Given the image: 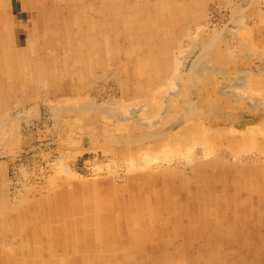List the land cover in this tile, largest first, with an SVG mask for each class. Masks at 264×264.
I'll return each mask as SVG.
<instances>
[{
  "label": "rangeland",
  "instance_id": "obj_1",
  "mask_svg": "<svg viewBox=\"0 0 264 264\" xmlns=\"http://www.w3.org/2000/svg\"><path fill=\"white\" fill-rule=\"evenodd\" d=\"M2 1L3 4L6 1V5L8 4L7 7L10 9L8 13L14 19V36L16 42L19 46L22 45L25 48L26 35L34 26L33 21L37 18V11L29 9L30 0H23L24 2L21 0ZM60 1L62 3L58 4L62 10H64V5L69 4V10H64L59 20L67 28L64 36L67 37L66 40L69 42H65L64 40L61 43L66 49H57L59 43L55 42L57 40L55 36H52L53 39L51 38V40L46 39V36H44L43 40L39 43H35L33 39L32 41L30 40L31 43L34 41V50L28 56L26 64L39 65L31 70L28 75L23 76L21 74L18 77L19 74L12 72V76H9L10 78L15 77L13 79L14 82L12 80L10 81V78H6L3 81L4 87L0 92V192L5 190L8 198H10V201L7 198L8 201L6 202L9 206L7 208L5 207L4 211L0 208V252L5 253L6 257L4 259H6V263L26 264V260L32 262L34 259H39L38 254L35 257L26 254L22 255L23 253L16 250V248L18 245L24 247V249H28L32 245L33 247H39L45 242L44 240L48 238L54 239L53 234L57 232L56 230L59 227H68V221L71 223L70 220L56 219L54 213L53 216H50L46 212L42 214L39 211L41 209L44 210L41 203H44L46 211L49 212L50 210L54 211L56 207L62 205V196L58 192L73 193L69 198H67L68 196L64 197L65 203L66 201H69V203L70 201L72 202L74 191H76L78 195L84 194L85 196L92 197L90 201L92 203L94 202L96 206L101 202L99 200L101 194L102 196L107 195L109 198L111 196L110 199L113 200L120 198L122 202L131 198L130 200L134 199V202L137 201L136 205L145 206L142 208V212L145 214L142 212L139 213L144 220L151 217V214H149L151 210L159 212L163 211V209L168 210L166 206H169L170 209L168 212H171L169 214L176 213L177 221L183 223L184 220L178 217L177 214L180 212L181 207H187L189 205V196L192 185L194 184L192 183L194 180L192 178L195 176L191 175V169L195 166V160L201 159L199 157H202L205 151H207L206 153L210 151L209 161L215 162L216 168L220 169V166L224 164H227L229 167L235 166V169L238 168L240 176L244 177L243 180L239 181L242 183L241 187L246 183L240 192L241 199H244L246 196L250 197L252 200V208L249 211V207L245 205L248 210L245 217L242 209L244 205L240 208L238 205H232L234 200L231 199L232 197H228L223 205L225 208L222 211L223 213L219 211L216 215H213L211 210L213 206H207V208L203 199L199 198L196 199L198 207L194 208L195 211L198 210L196 211L198 215H195L196 217L198 216V219L196 218L195 221L192 219L191 221V218L194 217L190 216L188 218V221L191 222L190 225H197L199 218L202 221L206 218L205 226L209 228L210 224H207V218L210 220L214 218L213 222L226 223L223 224V231L227 227H230L229 224L232 225L231 222L243 220L241 217L243 215L245 218L244 223L247 225V229L245 230L247 234L251 233V226H255L256 221L260 220L263 228L256 234H251V237L254 235V238H251V240L254 239L251 241L252 247L249 246L246 252H241L242 256L245 255L244 257H239L237 254L239 252L234 249V246L230 248L229 245V242H238V239H234L231 235L228 236L227 232L223 235L221 233L220 236H213L209 232L211 230L206 227L201 232V235L194 231V235H188L187 237L185 235L186 230L183 227L186 223H183L182 228L179 230L170 231L169 229L167 231V233L173 234L170 240L174 242L170 241L167 251L165 247L163 249L162 247H158L161 251L163 250L160 254L164 253L166 257L169 254L170 259L167 260H171L169 264H172L175 258L178 259L181 257V251H179L181 247L185 246L190 248L188 245L194 243L196 246H205L204 254L200 258H197L200 264H209L210 261L216 262L215 264H236V262L237 264H264V209L263 205L258 204L261 196H258V185L253 181L255 175H259L258 177L264 175V134L255 131L256 133L253 135L255 139L254 145L247 147L244 149L245 151H240V153L232 154L228 145L226 146V144L220 142V147L218 146L217 149L211 151L205 150V147L207 148L209 144L206 146L204 143V147L202 142L197 141L198 145L195 144V150L193 151L195 154L191 151L195 158L191 153L192 156L188 155L189 152L184 150V146L187 145L186 140L191 139L193 136L189 131L197 127L199 129V135L197 137L199 138L200 133L202 135L201 137H203L208 131L207 128L210 129L212 122L215 123V121L221 124L226 123L230 126H238V120H241L240 123L244 122V125L247 124V126L242 127V130L247 129L245 127L253 124L255 127L256 125L262 127L264 132V0ZM81 2L87 4L84 5L86 6L84 9L78 7ZM196 2H198V5ZM25 7H28V9ZM118 21L121 23L119 30L121 29L123 36H120L121 32H119V35L114 32V36H112L110 29ZM194 21L196 24H194ZM93 26L95 27L91 36L95 34L94 37L98 38V44H94V55L88 57L90 59L94 58L95 62L91 64L87 63L89 60L86 61V66L87 68L89 67L88 70L86 72L84 71L82 75L81 72L77 75V71L74 70L77 59L75 57L85 54V59H87V54L82 49L80 41L84 36L83 33L93 28ZM243 26L244 28L240 29ZM43 31V28L39 29L40 35H44ZM242 31H246L244 32L245 34ZM250 43L252 45H249ZM245 46H249L247 50L246 48L244 49ZM57 51H61L62 53L59 57L56 56L58 54ZM186 52L191 53L186 55ZM143 53H147L149 59L159 58L158 63L162 68L154 79L157 77L155 85L158 83L162 84L160 86L162 87L160 89L162 92L159 89L155 92L153 81L150 82L146 79L152 77L153 80L151 74L145 75L144 71L142 74L139 73L138 76H133V73L137 69L140 71V66L137 65L136 60L142 57ZM184 55L186 56L184 57ZM140 62L143 61L140 60ZM70 66H73L70 75L66 71L61 72ZM168 66L170 68H167ZM55 69H58V72H55ZM172 75L174 77H171ZM4 78L5 76L0 77V79ZM190 79L192 82H189ZM21 80L24 81L21 82ZM167 82L169 85H167ZM176 83H179L178 86ZM170 90H173L172 92L175 93H168L171 92ZM216 90L220 92H216ZM165 95L168 96L165 98ZM154 99L156 102H154ZM90 100L94 103L91 102V104ZM189 104H191V107ZM163 107H165V111ZM111 109L118 111H110ZM144 109L147 110L145 111ZM4 112L6 113L4 114ZM114 114L120 117L117 115L116 117ZM183 116L186 120H184ZM147 121L150 122L148 123ZM181 132L184 133L181 134ZM188 135H190L189 138L186 137ZM175 143L180 147L181 151L183 150V152L185 151L187 153V155H184L182 152V155H184L182 161L180 160L182 155L179 152L175 153L174 147H177ZM202 146L203 149L201 148ZM141 150H146L145 156L147 157L148 154L150 157L151 161H146L148 157L146 158L143 155L146 158L144 160L150 163L149 165L145 164V161L142 160L143 157L141 154L145 152ZM202 150L203 153L198 155ZM179 155L180 159H178ZM156 156L159 158H156ZM188 156H190L189 159H187ZM197 156L199 157L197 158ZM153 157L157 160L155 161ZM131 161L134 162H132L134 167L131 166L132 164H128ZM143 163L144 165H142ZM126 166L130 167L132 171H129L130 169ZM138 166L143 172L138 170ZM144 166L148 169H144ZM108 170L110 172L106 173ZM149 171L161 172L163 176H168L169 173L171 177L173 175L172 179L176 181L173 183L174 186L183 188L181 195L176 196L174 194L175 192H171L170 195L159 196L166 203V206L160 205L161 201L158 198L160 191L157 190V183H149L147 184L148 190H143L145 180L140 177H143ZM249 171L256 172L257 174L252 175ZM143 173L144 175L140 176ZM218 175H221L219 171ZM218 175L214 177L217 178L219 177ZM131 176H138V179L136 178L137 182L136 180L132 182ZM160 184L163 187L166 186L163 182ZM78 185H82V190ZM110 186L111 188H109ZM168 189L170 191L173 190L170 187ZM245 190L247 191L245 192ZM73 202L72 207H74ZM110 203L109 209H107H113L115 211L114 214L117 215L118 201H111ZM12 204L13 206H11ZM26 206L28 207L26 208ZM256 207L260 209V213L255 211ZM32 208L37 212L36 217L33 220L30 219V221L34 222L27 220L28 223L26 226L29 224L28 228L31 230H35L37 227L38 231H41L39 227L44 225L43 229L45 233H48V236L44 240L42 239L43 241L37 236L32 239H25L17 226L18 219L25 217L23 214L27 213L32 217ZM158 208H161V210L158 211ZM230 208L232 209L231 211H229ZM252 209L254 211L251 214ZM91 210L92 212L85 210L84 214L86 213L88 216L94 213L95 216L99 215L98 207L96 209L91 208ZM231 212L233 215L230 214ZM133 215L139 218L138 213L133 214L131 211L129 213L130 218L134 217ZM219 215L222 217L220 218ZM136 216L133 219H136ZM80 217L82 219L83 214L78 218L82 227L85 228L92 225L91 223L93 221L80 220ZM3 221H6L5 227L2 226ZM24 221L22 224H24ZM133 222L131 223L133 224ZM129 227L132 226L129 224ZM211 228L213 229V227ZM208 232L209 234H207ZM83 234L84 232H82V236L80 237L72 236L74 237V243L78 242L84 245V241L87 238ZM124 235L122 238L123 242H128L129 244L128 239L130 236L127 233H124ZM164 235H160L161 237L158 236V238L162 239ZM116 241L114 242L113 248L119 250L122 254L132 253L136 248L138 250L140 249L136 247L138 245H134L133 248L130 245H120L121 243L117 245ZM215 242L217 245L211 247V249L216 246L217 249H214L215 253H211V249H207L210 247L208 245L214 244ZM128 248L130 250H127ZM147 248L148 250L151 249L149 247ZM169 252L171 254L173 253L172 258ZM187 252H189V249ZM96 254L99 257L101 253L94 252L92 254L94 259H98ZM216 255L218 260H213ZM74 257L76 258L75 254ZM51 259L52 257L50 256L47 262L49 264H55L54 261H50ZM138 259H141L140 255H138ZM189 260L190 264H199V261L194 256H189Z\"/></svg>",
  "mask_w": 264,
  "mask_h": 264
},
{
  "label": "bare ground",
  "instance_id": "obj_2",
  "mask_svg": "<svg viewBox=\"0 0 264 264\" xmlns=\"http://www.w3.org/2000/svg\"><path fill=\"white\" fill-rule=\"evenodd\" d=\"M9 1V0H8ZM7 1V2H8ZM20 1V0H19ZM23 1V0H21ZM31 3L29 2L30 4V10H34V11H37V18L36 20H34V26L33 28L27 33V40L25 39V44H26V47L24 48L22 45L19 46L16 42V39H15V29H14V19L9 15L8 13V10H10L7 5H6V1L4 2L3 4V1L0 0V77H3L5 76L4 79H0V92L2 90V88L4 87V84H3V81L7 78H10L9 75L12 76L13 73H16V74H19V76H21V74L24 75H28L29 72H31V70H33L36 66H38L39 64H26V61H27V58L29 55L32 54V51L34 50V41L35 43H39L43 40V37L46 36V39H49L51 40L52 36H55L57 37V40L55 42H58L59 43V47L57 49H66L65 46H63L61 43L65 40V42H69L67 39L66 36H64L66 34V31H67V28L64 27L61 22L59 21L60 20V16L63 14L64 10H69V4H66L63 6V9L62 10L61 8H59V4L62 3L60 0H30ZM109 1V0H107ZM117 1V0H116ZM139 1V0H138ZM24 2V1H23ZM28 2V1H27ZM181 2V1H180ZM201 2V1H200ZM59 3V4H58ZM77 3V2H76ZM138 3V2H137ZM135 3V4H137ZM197 5H198V2H196ZM202 3V2H201ZM26 4V3H25ZM175 4V3H174ZM183 4V3H182ZM84 5H87V4H84V3H79V8L80 9H84ZM138 5V4H137ZM178 5V4H177ZM184 6V5H183ZM175 7V6H174ZM198 7V6H197ZM26 8V7H25ZM177 8V7H176ZM28 9V7L26 8ZM145 9V8H144ZM152 9V8H151ZM188 9V8H187ZM119 10V8H118ZM147 10V8H146ZM178 10V9H176ZM189 10V9H188ZM120 11V10H119ZM21 12V10H20ZM102 12V11H101ZM122 12V11H121ZM181 12V11H180ZM144 13V12H143ZM175 13V12H174ZM110 14V13H109ZM187 14V13H186ZM21 15V14H20ZM83 16V15H82ZM140 16V15H139ZM188 16V15H187ZM195 17V16H194ZM179 18V17H178ZM187 19V18H186ZM197 19V18H196ZM22 20V19H21ZM58 20V21H57ZM179 20V19H178ZM68 22V20H67ZM101 22V21H100ZM197 22V21H196ZM22 23V22H21ZM19 23V24H21ZM111 23V22H110ZM186 23V22H185ZM192 23V22H191ZM190 23V24H191ZM67 24V23H66ZM182 24V23H181ZM193 24V23H192ZM194 24L195 21H194ZM109 25V24H108ZM111 25V24H110ZM121 23L118 21L117 23H115V25L112 27L111 30V34L112 36L113 33L115 32L116 34L119 35V32H121V35L120 36H123L122 35V31L121 29L119 30V27H120ZM178 25V24H177ZM191 26V25H189ZM18 27V25H17ZM30 27V26H29ZM95 26H93V28L85 31L83 33V37H82V40L80 41L81 42V45H82V49L84 50V52L87 54V59H85V54H82V55H78L76 56L75 58L76 59V68H74L75 71H77V75H79V73L81 72V75L84 74V71L86 72L88 70L87 68V64H86V61L89 60V62L87 63H91L93 64L95 62V59L92 58L90 59L88 56H91V55H94L93 52H95L94 50V44H98V38L97 37H94V35L91 36L92 32H93V29H94ZM109 27V26H108ZM40 28H43L44 31V35H40V32H39V29ZM58 28V29H57ZM90 28V27H88ZM106 28V27H105ZM110 28V27H109ZM244 26L240 29H243ZM82 29V28H80ZM109 30V31H110ZM178 30V29H177ZM140 31V29H139ZM246 31H242V33H244ZM177 33V31H176ZM181 33V31H180ZM139 34V33H138ZM178 34V33H177ZM245 34V33H244ZM143 35V34H142ZM77 36V35H76ZM106 36V34H105ZM168 37V36H167ZM261 38V37H260ZM263 38V36H262ZM32 39L34 40L32 43L30 42V40L32 41ZM53 39V38H52ZM107 39V38H106ZM105 39V41H106ZM115 39V38H114ZM117 39V38H116ZM164 40V39H163ZM104 41V43H105ZM251 41V40H250ZM51 42H54V41H51ZM145 42V40H144ZM167 42V41H166ZM263 42V41H262ZM146 43V42H145ZM107 45V44H106ZM249 45H252V43H250ZM254 45V44H253ZM105 46V45H104ZM257 46V45H256ZM255 46V47H256ZM259 46V45H258ZM106 47V46H105ZM247 47L249 46H245L244 49L246 48V50L248 49ZM108 48V47H107ZM257 48V47H256ZM253 49V48H252ZM192 50V49H191ZM58 54H56L57 57H59L62 53L61 51H57ZM78 53V52H77ZM187 53V52H186ZM188 53H191V52H188ZM188 53L186 55H188ZM220 53V52H219ZM218 53V55H219ZM249 53V52H248ZM247 53V54H248ZM222 54V53H221ZM261 54V53H260ZM105 55V54H104ZM181 55V54H180ZM184 55V57L186 56ZM251 55V54H250ZM253 55V54H252ZM48 56V55H47ZM182 56V55H181ZM221 56V55H219ZM82 59H81V58ZM148 54L147 53H143L142 54V57L140 58H135L136 60V63L139 67V70L137 69V71H135L133 73V76H138V74H142L144 71H145V75H148V74H151V76H153V80H152V77L151 78H146L148 81L152 82L153 81V84L155 85V80L156 78L154 79L155 76L158 75V72L159 70H161L162 66L158 63L159 61V58H156V59H152V58H148ZM251 57V56H250ZM144 58V59H142ZM154 58V57H153ZM180 58V57H178ZM174 59V58H173ZM91 60V61H90ZM101 60V59H100ZM143 61V62H140ZM184 60V59H182ZM172 61V60H171ZM177 61V60H176ZM181 62V60H179ZM183 62V61H182ZM172 63V62H171ZM97 65V64H96ZM159 65V67H157ZM175 65V64H174ZM180 65V64H179ZM90 66V65H88ZM178 66V65H177ZM98 67V65H97ZM120 67V66H119ZM175 67V66H174ZM64 68V67H63ZM87 68V69H86ZM96 68V67H95ZM99 68V67H98ZM167 68H170L169 66ZM264 69V68H263ZM42 71H44L43 68H41ZM56 71L55 72H58V69H55ZM73 70V66H70L64 70H60L62 73L64 71H66L69 75L71 74V71ZM90 70V69H89ZM36 71V70H34ZM33 71V73H35ZM157 71V72H156ZM174 71V70H173ZM13 72V73H12ZM262 72V71H261ZM15 74V75H16ZM86 74V73H85ZM178 74V73H177ZM222 74H224L222 72ZM33 75V74H32ZM71 77V76H70ZM171 77H174L173 75ZM170 77V78H171ZM15 77L13 78H10V81L14 79ZM26 78V77H25ZM166 78V77H165ZM195 78V77H194ZM197 78V77H196ZM55 79V78H54ZM56 79H57V74H56ZM145 79V78H144ZM174 79V78H173ZM192 79V78H191ZM191 79L189 80V82L191 81ZM19 80V79H18ZM161 80V79H160ZM167 80V79H166ZM169 80V79H168ZM24 81V80H21V82ZM86 81V80H85ZM164 81V80H163ZM8 82V81H7ZM84 82V81H82ZM179 82V81H178ZM188 82V83H189ZM192 82V81H191ZM164 83V82H163ZM35 84V83H34ZM84 84V83H83ZM175 84V82H174ZM177 86L179 83H176ZM192 85V83H190ZM189 84V85H190ZM123 85V84H122ZM128 85V84H127ZM167 85H169V83L167 82ZM171 85V84H170ZM190 85V86H191ZM6 86V85H5ZM54 86V85H53ZM161 83H158L154 86V90L156 92L157 89H161L162 87ZM166 87V85H164ZM176 86V87H177ZM13 87V86H12ZM151 87V86H150ZM160 87V88H159ZM173 87V86H172ZM164 88V87H163ZM167 88V87H166ZM175 88V87H174ZM180 88V87H179ZM192 88V87H191ZM218 88V87H217ZM7 89H10V88H7ZM12 89V88H11ZM131 89V88H130ZM147 90V88H146ZM184 90V89H183ZM220 90V89H219ZM217 91L216 92H220V91ZM132 91V90H131ZM149 91V90H148ZM158 91V90H157ZM161 91V90H160ZM171 91V90H170ZM173 91V90H172ZM168 92L170 94H174L175 92ZM176 91V90H174ZM8 92V90H7ZM121 92V90H120ZM162 92V91H161ZM178 92V91H176ZM150 93V91H149ZM154 93V91H153ZM159 93V92H158ZM186 93V92H185ZM192 93V92H191ZM223 93V92H222ZM169 94V95H170ZM190 94V93H189ZM218 94V93H217ZM135 95V94H133ZM138 95V94H137ZM140 95V94H139ZM146 95V94H145ZM222 95V94H220ZM136 96V95H135ZM148 96V95H146ZM168 95H165V98L167 97ZM186 96H188L186 94ZM209 96H211L209 94ZM139 97V96H138ZM151 97V96H150ZM153 97V96H152ZM143 98V97H142ZM148 98V97H147ZM150 99V98H149ZM152 99V98H151ZM162 99V98H161ZM186 99V98H185ZM188 99V98H187ZM85 100V99H84ZM95 100V98H94ZM121 100V99H120ZM155 100V99H154ZM164 100V99H163ZM162 100V101H163ZM137 101V99H136ZM191 101V100H190ZM216 101V100H215ZM86 102V101H85ZM92 101L90 100V103ZM96 102V101H95ZM156 102V100L154 101ZM160 102V101H159ZM217 102V101H216ZM222 102V101H221ZM3 103V102H2ZM89 104V102H87ZM94 103V102H92ZM91 103V104H92ZM97 103V102H96ZM165 103V102H164ZM98 104V103H97ZM142 104V103H141ZM163 104V103H162ZM226 104V102H225ZM83 105V104H82ZM140 105V104H139ZM145 105V104H144ZM191 104H189L190 106ZM223 105V104H222ZM79 106V105H78ZM88 106V105H86ZM224 106V105H223ZM229 106V105H228ZM109 107V106H108ZM113 107V106H112ZM115 107V106H114ZM155 107V106H154ZM191 107V106H190ZM194 107V106H193ZM263 107V106H262ZM111 108V107H110ZM152 108V106H151ZM164 111H165V107H163ZM173 108V107H172ZM261 108V107H260ZM122 109V108H121ZM150 109V108H149ZM190 109V108H189ZM189 109H188V112H189ZM192 109V108H191ZM95 110V109H94ZM97 110V109H96ZM114 109H111L110 111H113ZM145 110V109H144ZM147 110V109H146ZM145 110V111H146ZM152 110V109H150ZM193 110V109H192ZM114 111H118V110H114ZM121 111V110H120ZM154 111V109H153ZM160 111V110H159ZM163 111V112H164ZM162 112V111H161ZM6 112H4L5 114ZM8 113V111H7ZM165 113V112H164ZM224 113V112H223ZM242 113V112H241ZM113 114V113H112ZM174 114V113H173ZM185 114V113H184ZM247 114V113H246ZM115 115V114H114ZM117 115V114H116ZM115 115V116H116ZM123 115V114H122ZM162 115V114H161ZM177 115V114H176ZM233 115V114H232ZM242 115V114H241ZM248 115V114H247ZM118 116V115H117ZM116 116V117H117ZM156 116V115H155ZM224 116V115H223ZM226 116V115H225ZM120 117V116H118ZM137 117V116H135ZM192 117V116H191ZM243 117V116H242ZM122 118V117H121ZM123 118H124V115H123ZM126 118V117H125ZM152 118V117H151ZM161 118V117H160ZM184 120L185 117L183 116ZM224 118V117H223ZM181 119V118H179ZM212 119V118H211ZM120 120H123V119H120ZM219 120V119H218ZM238 120V119H237ZM139 121V120H138ZM142 121V120H141ZM152 121V120H151ZM158 121V120H157ZM178 121V120H176ZM209 121V120H208ZM213 121V120H212ZM239 121V124L238 126H230L226 123H217L215 121L212 122L211 124V128H207L208 131L206 133V135H204L203 137H201V133H200V136L199 138L197 137L199 135V129L194 128L193 130L189 131V133H191L193 136L191 139H188L186 140L187 142V145L184 146V150L189 152L188 155H193V151L195 150L194 146L195 144L198 145L197 141L199 142H202L203 145L204 143L206 144H209L208 145V149L205 147V150H211V151H214L215 149L218 148V146L220 145V143H223V144H226V146L228 145V148H230V151L232 154L234 153H240L243 152L244 149H246L247 147H250L252 145H254V133H256L255 131L257 132H261L264 134L263 130H262V127H259L256 125V127L252 124L248 127H245L247 129L245 130H242V127L243 126H247L244 125L245 123H240L241 120H238ZM148 122V121H147ZM150 122V121H149ZM148 122V123H149ZM167 122V121H166ZM211 122V121H210ZM225 122V120H224ZM153 123V122H152ZM151 123V124H152ZM157 123V122H156ZM159 123V122H158ZM232 123V122H231ZM252 123V122H251ZM143 124V122H142ZM160 124V123H159ZM158 124V125H159ZM168 124V122H167ZM166 124V125H167ZM172 124V123H171ZM193 124V123H192ZM141 125V124H140ZM163 125V124H162ZM203 125V124H202ZM190 126V124H189ZM204 126V125H203ZM222 126V128H221ZM126 127V126H125ZM142 127V125H141ZM146 127V126H145ZM148 127V126H147ZM163 127V126H161ZM202 127V126H201ZM209 127V126H208ZM259 127V128H258ZM191 128H192V125H191ZM183 129V128H182ZM188 129V128H187ZM207 129H204V130H207ZM170 130V129H169ZM203 130V129H202ZM201 130V131H202ZM139 131V130H138ZM144 131V130H143ZM172 131V130H171ZM200 131V132H201ZM173 132V131H172ZM206 132V131H205ZM163 133V132H162ZM184 133V132H183ZM181 132V134H183ZM260 133V135H261ZM154 134V133H153ZM179 134V133H178ZM151 135V134H150ZM157 135V134H156ZM160 135V134H159ZM164 135V133H163ZM178 136V135H177ZM190 135L186 136L187 138H189ZM262 136V135H261ZM264 136V135H263ZM145 137V136H144ZM153 137V136H152ZM163 137V136H162ZM179 137V136H178ZM138 138V137H137ZM147 138V137H146ZM176 138V137H175ZM155 139V138H154ZM152 139V140H154ZM167 139V137H166ZM173 139V138H172ZM180 139V138H179ZM181 139H182V136H181ZM184 139V138H183ZM260 139V138H259ZM127 140V139H126ZM142 140V139H141ZM144 140V139H143ZM151 140V141H152ZM176 140V139H175ZM150 141V140H148ZM137 142V141H135ZM176 142V141H175ZM182 142V141H181ZM180 142V143H181ZM220 142V143H219ZM263 142V141H262ZM132 143V142H131ZM185 143V142H184ZM134 144H137V143H134ZM150 144V142H149ZM152 144V143H151ZM172 144V142H171ZM174 144V143H173ZM176 144V143H175ZM222 144V145H223ZM256 144V143H255ZM177 145V144H176ZM166 146V145H165ZM138 147V146H137ZM151 147V146H150ZM155 147V146H154ZM153 147V148H154ZM220 147V146H219ZM255 147V146H254ZM149 148V147H148ZM203 149V146L201 147ZM201 148H200V151H201ZM166 149V148H165ZM193 149V150H192ZM198 149V148H196ZM258 149V148H257ZM264 149V148H263ZM147 150V149H146ZM145 150V151H146ZM174 150H175V153L176 152H179L181 155H182V152L183 150L181 151L180 147H174ZM136 151H139V150H136ZM142 152L144 150H141ZM144 151V152H145ZM156 151V150H155ZM183 152V154L187 155L186 152ZM193 153H192V152ZM245 151V150H244ZM141 152V153H142ZM148 152V151H147ZM157 152V151H156ZM196 152V151H195ZM207 151H205L206 153ZM210 152V151H209ZM203 153V150L201 153L197 154L200 155L203 153L202 157H199L197 156V158H201V159H197L195 160V166L191 169V175H195L193 176L194 179L192 181V183H194L192 185V190L190 192V201H188V206L187 207H181L180 209V212L177 214L178 217H181L184 222L183 223H186L185 225H183V223H179L177 221V217L175 216L176 213L174 214H169L171 212H168V210L170 209L169 206H166L165 202L163 200L160 199L159 196H163V195H170V193H174L177 195H181V193L183 192V188L182 187H178L177 186H174L173 183H175L176 181L174 179H172V177L170 176V173L169 175H165L163 176V174L160 173H156L153 172V171H149V173H144L140 176H143V177H140V178H143L145 181H144V184L145 185L143 187V190H148V185L149 183H157V190H159V194H158V198L159 200L161 201L160 202V205H163V206H166L168 210H165L163 209V211H159L161 210V208H158V211L157 212L156 210H151V217H149L147 220H144V218L142 217V215H139V213L142 212V206H138L136 205L137 204V201L134 202V199L130 200L131 198H129V200L127 201H123L120 200V198H117L118 200H113V199H110L109 196H105L101 194V199L99 198V200L101 201L100 203H98V206H96V204L92 201H90V196H85L84 194H81V195H78L76 191H74V198L72 197V202L74 203V207H72V202L69 201L66 203L64 202V197L65 196H68L67 198L71 197L73 195V193H61V192H58L60 194V196H62V202L60 206L56 207L54 209V211L50 210L49 211H46V208L44 206V203H41V206L44 210H39L42 214H45V212L50 215V216H53V213L56 217V219L58 220H70L71 223H69L68 221V227L65 226V227H59L58 230H56L57 232H55V234H53L54 236V239L52 238H48L47 240H44V238H46L48 236V233H45L44 231V225L41 227H39L41 229V231H38V228L36 227V229H30L28 228L29 224L26 226V224L28 223L27 220L30 221V219L33 220L34 217H36V210L34 208L31 209L32 211V217H30L29 214H23L25 217H22V218H19L18 219V227H19V230L21 231L22 235L24 236L25 239H32L33 237L37 236L38 238H40L41 240L43 239L45 242H43V244L41 246H35L33 247L30 246V248L28 249H24V247H21L18 245V247L16 248V250H18L19 252H22L26 255H32L35 257V255L37 256V254L39 255V259H34L32 262L30 260H26V264H49L47 261L49 259V257L51 256L52 259L50 261H54L55 264H59V263H66V264H169V260L167 259H170V256L168 254V256L166 257L164 253H161V248L162 249L165 247L166 251L168 250L167 247H169L170 245V241H173V240H170L171 236H173V234L171 235L170 233H167V231L170 229L171 230H179L180 228H182V225L184 227V230H186V233L185 235L188 237V235H194L195 232H198L199 235H201V232L207 227L205 226L206 224V218L204 221H202V219L199 218L198 220V223L197 225H190V221H188V218L190 216L194 217V218H191V221L192 219L195 221V219L197 218L198 219V216L196 217L195 215H198L196 213V211L198 210H194V208L198 207V204H197V200L196 199H199V198H202L203 199V202L205 204V206H213L211 208L212 212H213V215H216L217 212L219 211H224L225 208L223 207L224 205V202L226 201V199L228 197H232L231 199L234 200V202L232 203V205H238L239 208L242 207V205H244L242 207L243 211H244V216L246 217V214L248 213V210H247V206L249 207V211H250V208H252L251 204H252V200L250 197L246 196L244 197V199H241L242 196H241V189H243L246 185V183H244L245 185L241 187V184L239 181L243 180L244 177L243 176H240V173L238 171V168L235 169V166H228L227 164H224L222 166H220L221 168L218 169L216 168L217 166L215 165V162L213 161H209V156L211 155V153ZM219 152V151H217ZM169 153V152H168ZM191 153V154H190ZM215 153V152H214ZM229 153V152H228ZM245 153V152H244ZM170 154V153H169ZM174 154V152H173ZM195 154V153H194ZM196 154V155H197ZM259 154V153H258ZM146 155V152L141 154V156L143 157L142 160L145 161L144 159H146L148 157V159L146 161H151L150 160V157L148 156L147 154V157L145 158L144 156ZM160 155V154H159ZM182 155V158L180 159V155H179V158L181 161L183 159V156ZM191 155V156H192ZM224 155V154H223ZM226 155V154H225ZM239 155V154H238ZM255 155V154H254ZM261 155V154H260ZM116 156V155H115ZM132 156V155H131ZM154 156V155H153ZM166 156V155H165ZM194 156V155H193ZM220 156V155H219ZM264 156V155H263ZM133 157V156H132ZM152 157V156H151ZM155 157V156H154ZM153 157V158H154ZM190 156H188L187 159H189ZM214 157V156H212ZM217 157V156H216ZM257 157V156H256ZM117 158V157H116ZM122 158V157H120ZM136 158V157H135ZM156 158H159L156 156ZM173 158V157H172ZM195 158V156H194ZM202 158H204V160H202ZM233 158V157H232ZM231 158V159H232ZM239 158V157H238ZM244 158V157H243ZM252 158V156H251ZM250 158V159H251ZM185 159V157H184ZM236 159V158H235ZM254 159V158H253ZM257 159V158H256ZM124 160V159H123ZM133 160V159H132ZM154 160L156 161L157 159L154 158ZM153 160V161H154ZM159 160V159H158ZM186 160V159H185ZM191 160V159H190ZM194 160V159H192ZM247 160V159H246ZM113 161V160H112ZM144 162L145 164H150L148 162ZM250 161H253V160H250ZM256 161V160H255ZM114 162V161H113ZM120 162V161H119ZM133 161H131V163L128 162L129 165H131L132 167H134ZM186 162V161H185ZM226 162V160H225ZM111 163V162H110ZM122 163V162H121ZM144 163L142 165H144ZM189 163V162H188ZM190 163H192L190 161ZM227 163V162H226ZM232 163V161H231ZM119 164V163H118ZM126 164V163H125ZM137 164V163H135ZM152 164V162H151ZM159 164V163H158ZM187 164V163H186ZM244 164V163H243ZM246 164V163H245ZM248 164V163H247ZM122 165V164H121ZM160 165V164H159ZM164 165V164H162ZM140 166V165H139ZM138 166V170L142 171V169H140V167ZM146 166V165H145ZM144 166V169L147 168ZM184 166V165H183ZM254 166V165H253ZM127 168L130 169V167L126 166ZM131 167V168H132ZM149 167V166H148ZM158 167V166H157ZM169 167V166H168ZM256 167V166H255ZM136 168V167H135ZM135 168H133V170H135ZM143 168V167H142ZM174 168V167H173ZM229 168V169H228ZM143 169V170H144ZM148 169V168H147ZM153 169V168H152ZM162 169V168H161ZM160 169V170H161ZM224 169V170H223ZM245 169V167H244ZM107 170V169H106ZM221 173V175L219 176L218 175V171ZM221 170V171H220ZM126 171V169H125ZM128 171V169H127ZM129 171H132L131 169ZM137 172V170H135ZM148 171V170H147ZM110 171L108 170V172L106 173H109ZM143 172V171H142ZM169 172V170H168ZM245 172V171H244ZM129 173V172H128ZM187 173V172H186ZM189 173V172H188ZM247 173V172H246ZM250 174L254 175V174H257L256 172H250ZM126 174V173H125ZM171 174H173L171 172ZM121 175V174H120ZM178 175V174H177ZM176 175V177H177ZM182 175V174H181ZM190 175V174H189ZM218 175L219 177H214ZM187 176V175H186ZM191 176V177H192ZM259 175H255L254 176V180L257 185H258V196L260 197L261 196V199L259 201L258 204L260 205H263V209H264V175H261L260 177H258ZM138 176H131V181L133 182L134 180H136ZM189 177V176H188ZM107 178V177H106ZM127 178V177H126ZM248 178V177H247ZM116 179V178H115ZM124 179V178H123ZM138 179V178H137ZM119 180V179H118ZM247 180V179H246ZM129 181V180H128ZM175 181V182H174ZM190 181V179H189ZM123 182V181H122ZM137 182V180H136ZM134 182V183H136ZM161 182L165 183V187H163L162 184H160ZM106 183V182H105ZM126 183V182H125ZM128 183V182H127ZM130 183V181H129ZM255 183V184H256ZM8 185V183H7ZM115 185V184H114ZM124 185V183H123ZM156 185V184H155ZM1 186V185H0ZM4 186V185H3ZM81 190H82V185H78ZM130 186V185H129ZM5 187V186H4ZM102 187V186H101ZM151 187V186H150ZM173 188V190L170 191V189L168 188ZM188 187V186H187ZM191 187V186H190ZM234 187V188H232ZM238 187V188H236ZM78 188V187H77ZM103 188V187H102ZM111 188V186L109 187ZM114 188V187H112ZM119 188V187H118ZM124 188V187H123ZM108 190V188H106ZM121 189V188H120ZM136 189V188H135ZM134 189V191H135ZM186 189V187H185ZM188 189V188H187ZM87 190V188H86ZM90 190V189H89ZM115 190V189H114ZM117 190V189H116ZM156 190V191H157ZM109 191V190H108ZM247 190H245L246 192ZM88 192V191H87ZM86 192V193H87ZM99 192V191H98ZM121 192V191H120ZM125 192V191H124ZM127 192V191H126ZM131 192V191H130ZM129 192V193H130ZM149 192V191H148ZM242 192L244 193V191L242 190ZM10 193V192H9ZM81 193V192H80ZM83 193V192H82ZM85 193V194H86ZM100 193H104V192H100ZM99 193V194H100ZM110 193V192H109ZM151 193V192H150ZM149 193V194H150ZM242 193V195H243ZM11 194V193H10ZM106 194V192H105ZM122 194V193H121ZM138 194V193H137ZM147 194V193H145ZM161 194V195H160ZM184 194V193H183ZM248 194V193H247ZM84 195V196H83ZM124 195V194H123ZM132 195V194H130ZM188 195V194H187ZM10 196V195H9ZM100 196V195H99ZM127 196V195H126ZM133 196V195H132ZM151 196V195H150ZM157 196V195H156ZM175 196V197H176ZM11 197V196H10ZM135 197V195H134ZM174 197V196H173ZM8 198V194H6L5 190H3L2 192H0V208L5 209V207L7 208V206H9L8 204H6V202L8 201L7 200ZM9 201H10V198H8ZM47 199V198H46ZM98 199V198H97ZM151 199V198H150ZM58 200V199H57ZM146 200V199H145ZM14 201V200H13ZM17 201V200H16ZM53 201H56V200H53ZM94 201V200H93ZM115 202V201H118V207H117V215H115V211H113V209H109V204H111L110 202ZM129 201V203H128ZM154 201V200H153ZM187 201V200H186ZM22 202V201H21ZM58 202V201H57ZM64 202V204H63ZM145 202V201H144ZM10 203V202H9ZM15 203V202H14ZM55 204V203H54ZM66 204V206H65ZM142 204V203H141ZM145 204V203H144ZM149 204V203H147ZM170 205V203H168ZM187 204V203H186ZM129 205V206H128ZM231 205V203H230ZM231 205V207H232ZM247 205V206H245ZM13 206V204L11 205ZM55 206V205H54ZM154 206V205H153ZM28 206H26L27 208ZM98 207V210H99V215L98 216H95V213L94 214H90L89 216L85 213L84 214V211H90L92 212L91 208H97ZM148 207V206H147ZM160 207V206H159ZM193 207V208H192ZM204 207V208H206ZM9 208V207H8ZM11 208V207H10ZM108 208V209H107ZM208 208V207H207ZM24 209V208H23ZM22 209V210H23ZM241 209V210H242ZM19 210V209H17ZM94 210V209H93ZM232 209L230 208L229 211H231ZM240 210V212L242 213V211ZM20 211V210H19ZM132 211L133 214L135 213H138V217L136 215H133L134 217L136 216V219H133L134 217H131L129 216V213ZM246 211V212H245ZM253 209L252 211L250 212L251 214L253 213ZM256 212H261L259 208L256 207ZM8 212V211H7ZM18 212V211H17ZM233 212V211H232ZM232 212L230 213L231 215ZM5 213V212H4ZM29 213V212H28ZM143 213V212H142ZM148 213V212H147ZM154 213V214H152ZM223 213V212H222ZM221 213V215H222ZM249 213V214H250ZM21 214V213H20ZM46 214V215H47ZM83 214V217L81 219L80 217V220H89L90 222L93 221V223H91L92 225L89 227H82L80 225V221H79V216ZM114 214V215H113ZM145 214V213H143ZM210 214V213H209ZM225 215H226V211H225ZM20 216V215H19ZM22 216V215H21ZM220 216V215H219ZM257 216V215H256ZM176 217V218H175ZM201 217V216H200ZM222 216H220L221 218ZM243 218V220H238L236 222H231L232 225L229 224V228L227 227L226 229H224L222 231V227H223V224H226V223H223V222H213L214 221V218H212V220L208 219L207 218V224L209 225V232H211L210 234H213V236H220L221 233L222 235L223 234H226L225 232H227L228 236L231 235L234 239H238V242H235V241H231L229 242V245H230V248L232 246H234V249L237 250L239 253L238 256L239 257H244L245 255L242 256V253L243 251H247V248L249 249V246L252 247V244H251V241H253L254 239L251 240V238H254L253 236L251 237V234L252 233H257L259 232L260 230H262V222L259 220V221H256V223L254 224L255 226H251V233L247 234L245 232V230L247 229V225L244 223L245 222V218L243 217V215L241 216ZM1 218V217H0ZM180 218V219H181ZM219 218V217H218ZM253 218V217H252ZM257 218V217H256ZM263 218V216H262ZM261 218V219H262ZM24 219H26V221H24ZM133 219V220H131ZM179 219V220H180ZM230 219V218H229ZM227 219V220H229ZM51 220V219H50ZM248 220V219H246ZM257 220V219H256ZM24 221V224H22ZM83 221V222H84ZM132 221L133 224L131 223ZM223 221V220H222ZM26 222V223H25ZM30 222H34V221H30ZM147 223V225H145ZM249 223V222H248ZM247 223V224H248ZM87 224L89 225V222L87 221ZM129 224L132 226V227H129ZM227 224V226H228ZM251 224V223H250ZM54 225V224H53ZM249 225V224H248ZM2 226H6V221H3V225ZM52 226V225H51ZM62 226V225H60ZM64 226V225H63ZM127 227V229H125ZM213 227V229L211 228ZM1 229V228H0ZM43 230V231H42ZM55 230V229H54ZM50 231V230H49ZM195 231V232H194ZM207 231V230H206ZM82 232H84L83 235H85V237L87 238V240L84 241V245L81 244V243H78V242H75L74 243V237L76 236H82ZM167 234H166V233ZM209 232L207 234H209ZM124 233H127L129 237V244L128 242L127 243H124L122 238L124 235ZM165 233V235H164ZM174 233V232H173ZM18 234V233H17ZM175 234V233H174ZM20 235V234H19ZM160 235H164L162 237V239L158 238V236ZM205 235V234H204ZM248 235V236H247ZM74 236V237H72ZM261 236V235H260ZM161 237V236H160ZM175 237V236H174ZM179 237V236H178ZM205 237V236H204ZM158 238V239H157ZM221 238V237H220ZM232 238V239H233ZM17 239V238H16ZM174 239V238H173ZM2 240V239H1ZM42 240V241H43ZM76 240V239H75ZM116 241V244L118 245L119 243H121L120 245H125V246H128L130 245L132 248L134 245H138L136 247L140 248L139 250L136 248L135 251H132V253H124L122 254V252H119V250H115V248H113L114 246V242ZM144 240V242H143ZM159 240V242H158ZM200 240V239H199ZM212 240V239H210ZM263 240V239H262ZM41 241V242H42ZM179 241V240H177ZM215 241V239H214ZM260 241V240H259ZM15 242V241H14ZM174 242V241H173ZM213 242V241H212ZM222 242V241H221ZM145 243V244H144ZM211 243V241H210ZM257 243V242H256ZM19 244V243H18ZM35 244V243H34ZM39 244V243H38ZM157 247H156V245ZM200 244V243H199ZM17 245V243H16ZM175 245V244H173ZM195 245L194 243H190L188 245V247L190 248H187L185 246L181 247L179 251L180 252V258L176 259L174 256L173 258H175L173 261H172V264H190V260H189V256H194L195 259L197 261H199V259L197 258H200L201 255L204 254L205 250H204V247L205 246H193ZM216 244V242L214 244H209L207 249L210 250L211 247H214ZM151 248L148 250V248ZM159 247V248H158ZM217 247V246H216ZM213 248L211 249V253H215L214 252V249H217V248ZM179 248V247H178ZM176 248V249H178ZM229 248V247H228ZM119 249V248H118ZM121 249H124V248H121ZM126 249V247H125ZM135 249V248H134ZM133 249V250H134ZM189 249V252H187ZM251 249V248H250ZM15 250V251H16ZM127 250H130L129 248ZM221 250V249H220ZM226 250V249H225ZM257 250V249H256ZM5 251V250H4ZM121 251V250H120ZM223 251V250H222ZM91 252H100V256L98 257V259H94ZM140 252V253H138ZM208 252V251H207ZM16 253V252H15ZM170 253V252H169ZM231 253V252H230ZM228 253V254H230ZM74 254L76 255V258L74 257ZM173 254V253H172ZM172 254L170 253L171 255V258H172ZM226 254V253H225ZM235 254V253H234ZM7 255V254H6ZM138 255L141 256V259H138ZM208 255V254H207ZM212 255V254H211ZM62 256V257H60ZM250 256V255H249ZM6 256H5V253L4 252H0V264H7L6 263V259H4ZM262 257V256H261ZM11 258V257H9ZM8 258V259H9ZM82 258V259H81ZM256 258V257H255ZM137 259V260H136ZM254 259V258H253ZM258 259V258H257ZM178 260V261H177ZM213 260H218L217 258V255L216 257H214ZM235 260V259H234ZM248 260V258H247ZM203 261V260H202ZM236 261V260H235ZM249 261V260H248ZM12 262V261H11ZM59 262V263H58ZM177 262V263H176ZM207 262V261H206ZM51 263V262H50ZM194 263V262H193ZM216 262L214 261H210L209 264H215ZM196 264V263H194ZM199 264H200V261H199ZM237 264V262H236ZM242 264V263H241Z\"/></svg>",
  "mask_w": 264,
  "mask_h": 264
}]
</instances>
